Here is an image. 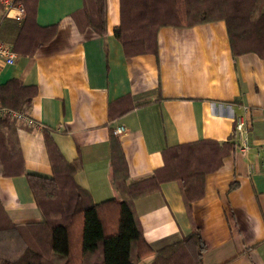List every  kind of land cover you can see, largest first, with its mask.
I'll return each mask as SVG.
<instances>
[{"label":"crops","instance_id":"0c3cea01","mask_svg":"<svg viewBox=\"0 0 264 264\" xmlns=\"http://www.w3.org/2000/svg\"><path fill=\"white\" fill-rule=\"evenodd\" d=\"M101 1L98 34L77 16L84 0H37L33 22L15 20L13 11L6 16L5 5L14 0H0V41L16 54L13 64L0 68V86L14 79L37 89L26 114L34 123H14L25 173L53 175L46 129L73 166L74 182L95 203L120 200L111 129L123 128L115 134L128 167L126 184L151 177L163 166L166 148L233 142L205 175L204 195L190 214L174 178L136 198L134 211L148 243H175L195 226L205 244L203 264H264V60L255 53L234 57L223 20L161 26L156 53L127 57L114 34L120 0ZM49 26H55L52 37ZM132 105L138 106L116 116ZM237 118L247 126L245 146L234 133ZM0 201L13 223L43 221L24 174L0 175Z\"/></svg>","mask_w":264,"mask_h":264},{"label":"trees","instance_id":"16d2710c","mask_svg":"<svg viewBox=\"0 0 264 264\" xmlns=\"http://www.w3.org/2000/svg\"><path fill=\"white\" fill-rule=\"evenodd\" d=\"M14 2L23 4L25 20L33 22L37 0ZM263 7L264 0H120L121 23L114 34L130 57L156 53V33L161 26L189 27L223 20L234 57L255 53L264 60ZM102 13L101 0H84L77 16L84 27L101 34ZM44 28L52 37L55 26ZM36 92L34 86L11 79L0 86V103L27 114ZM137 106L119 109L116 116ZM110 110L109 106V116ZM14 123L0 119V175H25L43 221L13 223L0 201V264H137L149 256L153 257L148 264H203L205 244L197 227L172 244L158 247L148 243L134 200L158 191L161 181L174 178L190 214L192 204L204 195L205 175L220 165V158L235 143L196 141L166 148L161 168L149 178L126 184L127 163L111 129L112 178L122 199L95 203L89 192L74 182L73 166L46 129L43 134L53 175L25 173Z\"/></svg>","mask_w":264,"mask_h":264},{"label":"built area","instance_id":"2783aa9c","mask_svg":"<svg viewBox=\"0 0 264 264\" xmlns=\"http://www.w3.org/2000/svg\"><path fill=\"white\" fill-rule=\"evenodd\" d=\"M10 11H13L12 18H14L17 21H22L23 18L25 17V9L21 3L8 2L4 8L5 15L7 16ZM15 57L16 54L13 51L12 46L8 43L0 41V68L3 65L13 64L15 61ZM0 119L16 120L19 122H24L28 125L34 123V120L25 113L3 106L1 103H0ZM122 131H123L122 127H117L114 130L115 133H119ZM246 131H247V126L245 122L241 118H237L234 125V133L241 139L242 144H244V146L246 145V138H245Z\"/></svg>","mask_w":264,"mask_h":264}]
</instances>
